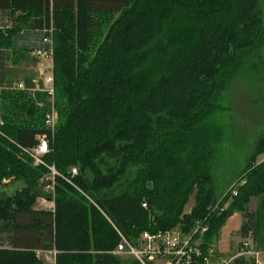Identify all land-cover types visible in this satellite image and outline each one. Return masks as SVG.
Returning <instances> with one entry per match:
<instances>
[{"label": "trees", "instance_id": "1", "mask_svg": "<svg viewBox=\"0 0 264 264\" xmlns=\"http://www.w3.org/2000/svg\"><path fill=\"white\" fill-rule=\"evenodd\" d=\"M261 2L0 0L14 21L0 31V86L10 50L44 51L51 39L59 115L52 134L48 95L0 93V264H45L40 251H56V264H124L112 255L118 232L136 241L147 231L190 233L197 222L209 228L208 248L235 213L244 215L242 236L254 233L248 206L264 195V135L221 201L212 162L224 140L217 101L264 39ZM44 135L46 166L64 177L78 168L73 184L96 206L59 177L55 213L34 209L52 198L48 167L27 153Z\"/></svg>", "mask_w": 264, "mask_h": 264}, {"label": "rangeland", "instance_id": "2", "mask_svg": "<svg viewBox=\"0 0 264 264\" xmlns=\"http://www.w3.org/2000/svg\"><path fill=\"white\" fill-rule=\"evenodd\" d=\"M260 5L264 22V0ZM12 25L14 21L11 18L0 16V31H5ZM9 58L10 63L7 67L11 72L7 83L4 84L5 87L13 88L19 83L27 86L28 82L34 87V82L40 81L39 61L33 58L31 53L24 51L14 53L10 50ZM217 105L220 110L214 121L216 120L221 132L220 137H224V140L216 148L212 172L213 187L221 201L243 177L256 144L264 135V39L247 57L241 73L226 87ZM263 161L264 157H261L259 163ZM13 185L14 188L19 186L18 183ZM37 201L34 209L39 210ZM194 205L195 196L186 207L187 214L191 213ZM241 219L242 213H239L225 228L230 243L235 244L240 239ZM1 227L0 224V229ZM38 255L45 264H56L53 255L47 257L43 254ZM125 259L122 261L134 264L133 260Z\"/></svg>", "mask_w": 264, "mask_h": 264}, {"label": "built area", "instance_id": "3", "mask_svg": "<svg viewBox=\"0 0 264 264\" xmlns=\"http://www.w3.org/2000/svg\"><path fill=\"white\" fill-rule=\"evenodd\" d=\"M47 45L44 51H34L31 53L33 58L39 61L40 66V81L34 82V87L27 88L23 83L17 84L13 88L0 86V93L3 90L30 92V93H45L49 97L50 111L46 116V127L52 134L56 130L59 121V115L55 108V78H54V64H53V41L46 40ZM46 62V66H45ZM41 82V84H40ZM4 125L0 119V127ZM39 145L27 153L34 160L35 166L43 165L46 163L43 157L49 153V140L48 135L38 137ZM48 167V166H46ZM50 173L46 177L49 185L45 191L52 195V198L47 197L38 198L39 211H50L55 213V192H56V179L62 178L68 184L72 185L77 191L85 197L88 201L95 205L91 197L78 189L73 184V179L79 176V169L73 168L69 172V177L62 176L54 166L48 167ZM12 179L5 180V184H9ZM96 206V205H95ZM220 203L212 208V212L217 211ZM145 210L148 209L146 203L143 204ZM209 228L205 223L197 222L195 227L190 233L183 232L182 228L177 227L168 231H159L156 233L144 232L136 241L125 237L122 233L118 232L121 241L112 255L123 259H131L134 264H232V260L219 261L215 259V250L212 247H204V236ZM55 257L57 252L50 251ZM44 252L40 251L38 254ZM244 257L251 261L253 264H264L263 254L259 252L253 243L252 236H247L241 243V251L237 258ZM125 259V261H126ZM127 264V262H124Z\"/></svg>", "mask_w": 264, "mask_h": 264}, {"label": "crops", "instance_id": "4", "mask_svg": "<svg viewBox=\"0 0 264 264\" xmlns=\"http://www.w3.org/2000/svg\"><path fill=\"white\" fill-rule=\"evenodd\" d=\"M0 16H2V13H0ZM39 71H40V66H39ZM248 210L250 212H254L256 216V228H255L254 233L250 234V236H252L253 238V243H254L255 248L263 254V260H264V195L252 199V201L250 202L248 206ZM238 214L239 213H235L231 218L227 220L219 236L215 238L211 246L212 249L215 250V256H216L215 259H218L219 261L236 259L238 257V254L241 251V243L246 238L242 236L241 230L239 234L240 239L235 244L233 242L230 243L228 235L227 233H225L226 226L234 218H236ZM243 222H244V215L242 214L241 228H242ZM51 253L52 252L47 251L42 254L46 255L47 257V255H52Z\"/></svg>", "mask_w": 264, "mask_h": 264}]
</instances>
